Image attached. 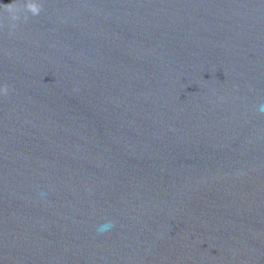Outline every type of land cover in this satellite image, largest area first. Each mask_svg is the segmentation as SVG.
Returning <instances> with one entry per match:
<instances>
[{"label":"water","instance_id":"water-1","mask_svg":"<svg viewBox=\"0 0 264 264\" xmlns=\"http://www.w3.org/2000/svg\"><path fill=\"white\" fill-rule=\"evenodd\" d=\"M38 2L0 10V264H264V0Z\"/></svg>","mask_w":264,"mask_h":264},{"label":"clouds","instance_id":"clouds-1","mask_svg":"<svg viewBox=\"0 0 264 264\" xmlns=\"http://www.w3.org/2000/svg\"><path fill=\"white\" fill-rule=\"evenodd\" d=\"M42 5L38 2V0H26L25 3H9L7 5H0V10L8 14V17L11 23V27L15 28L16 23L21 17V13H30L32 16H36L40 13ZM28 17L25 14L24 19L26 20ZM8 92L7 84L0 86V95H6ZM264 110V105H261L260 109Z\"/></svg>","mask_w":264,"mask_h":264}]
</instances>
